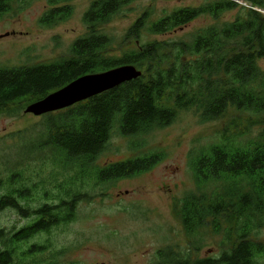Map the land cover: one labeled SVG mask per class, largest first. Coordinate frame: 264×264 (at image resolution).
I'll return each instance as SVG.
<instances>
[{"label": "trees", "instance_id": "1", "mask_svg": "<svg viewBox=\"0 0 264 264\" xmlns=\"http://www.w3.org/2000/svg\"><path fill=\"white\" fill-rule=\"evenodd\" d=\"M72 1L52 0L40 25L51 28L66 22L73 14L68 5ZM134 1L92 2L84 16L88 33L71 46L68 56L0 69V116H20L28 106L82 77L123 66L137 68L141 78L43 116L38 137L23 146L31 156L50 153L48 157L62 171L78 169L80 182L88 179L102 185L134 179L164 159L157 152L94 167L115 132L124 138L145 136L172 126L184 112H193L202 123L230 115L221 141L191 154L196 192L179 202L187 236L211 227L214 234H223L228 246L218 258L194 260L169 251L166 259L170 264H264V241L255 235L264 228V129L258 139H244L252 128L264 127V71L259 66L264 60V15L242 8L234 22L200 29L188 39L144 41V34L163 36L202 15L218 19L240 7L218 0L197 9L176 10L156 21L146 11L126 32L125 50H117L102 28ZM244 1L264 9L262 0ZM14 2L0 0V21ZM22 134L15 136L22 139ZM212 185L217 188L211 194L205 192ZM33 188L23 171L6 177L0 171V213L12 210L22 220H31L12 236L0 231V264H53L41 258L50 245H32L26 250L21 245L74 222L79 204L92 198L69 181L58 195L44 192L46 203L34 208L30 206Z\"/></svg>", "mask_w": 264, "mask_h": 264}, {"label": "rangeland", "instance_id": "2", "mask_svg": "<svg viewBox=\"0 0 264 264\" xmlns=\"http://www.w3.org/2000/svg\"><path fill=\"white\" fill-rule=\"evenodd\" d=\"M51 1L15 0L10 13L0 21V69L64 58L71 46L88 33L84 16L95 0L68 3L73 8L72 16L66 22L46 28L40 25V19L50 10ZM215 1L135 0L102 29L113 38L119 50L123 48L126 32L146 11L151 12V21H156L176 10L197 9ZM229 1L240 8L225 12L218 19L202 15L163 36L144 34V41L185 40L200 29L234 22L242 8L251 9L244 0ZM261 12L264 15V11ZM259 66L264 71V60ZM42 117L25 113L17 117L0 116V171L3 176L23 171L28 186L34 187L30 200L34 208L46 203L44 192L58 195L59 188L69 181L92 198L79 204L74 222L55 228L50 234L34 237L21 245L23 250L32 245H50L41 258L53 264H170L166 259L169 251L190 255L195 260L218 258L227 248L223 234H214L211 227L203 228L194 237L187 236L179 202L196 192L191 154L195 156L219 143L230 115L218 122L202 123L193 112H184L172 126L145 136L124 138L115 132L94 167H106L157 152L163 153L164 159L156 168L134 179L102 185H95L88 179L80 182L78 169H58L48 152L31 156L23 149L43 129ZM263 129L252 128L244 137L245 141L258 139ZM17 133H23L22 139L15 136ZM216 188L209 186L205 192L211 194ZM29 222L31 220H22L12 210L0 213V231L8 236ZM255 235L264 241V228Z\"/></svg>", "mask_w": 264, "mask_h": 264}, {"label": "water", "instance_id": "3", "mask_svg": "<svg viewBox=\"0 0 264 264\" xmlns=\"http://www.w3.org/2000/svg\"><path fill=\"white\" fill-rule=\"evenodd\" d=\"M142 75V72L133 66H123L105 73L85 76L28 106L24 113L41 117L63 111L125 83L137 80Z\"/></svg>", "mask_w": 264, "mask_h": 264}, {"label": "flooded vegetation", "instance_id": "4", "mask_svg": "<svg viewBox=\"0 0 264 264\" xmlns=\"http://www.w3.org/2000/svg\"><path fill=\"white\" fill-rule=\"evenodd\" d=\"M216 1H218V0H216ZM262 3H264V0H262ZM251 9H253V10H254V9H258V10L260 9L261 11H264V9H261V8H259V7L254 8V7L251 6ZM260 10H259V11H260Z\"/></svg>", "mask_w": 264, "mask_h": 264}]
</instances>
